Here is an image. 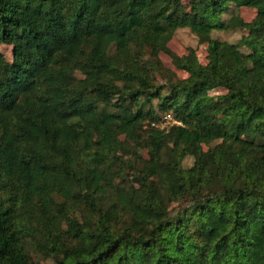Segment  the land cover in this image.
I'll list each match as a JSON object with an SVG mask.
<instances>
[{
    "label": "trees",
    "instance_id": "trees-1",
    "mask_svg": "<svg viewBox=\"0 0 264 264\" xmlns=\"http://www.w3.org/2000/svg\"><path fill=\"white\" fill-rule=\"evenodd\" d=\"M232 5L255 16L222 18ZM184 27L205 64L168 48ZM0 44V264H43L39 247L53 264H264V0H0ZM160 52L187 78L154 83ZM154 99L181 125L143 129Z\"/></svg>",
    "mask_w": 264,
    "mask_h": 264
},
{
    "label": "rangeland",
    "instance_id": "rangeland-1",
    "mask_svg": "<svg viewBox=\"0 0 264 264\" xmlns=\"http://www.w3.org/2000/svg\"><path fill=\"white\" fill-rule=\"evenodd\" d=\"M181 1L184 3L186 2V0H181ZM231 14H237L244 21H250L255 16V9L248 8V7L235 8L232 5L229 12H227L226 14H223L222 18L227 19L231 16ZM244 33L245 31L242 29H233L229 31L213 30L211 32V37L222 40V41H227L230 43H236ZM167 46L173 53L177 55L187 54L189 49H193L200 63L205 64L207 62V50H206L207 45L205 43L198 42V38L196 37V35L190 32L189 28L187 27L177 29L174 32L171 39L168 41ZM240 50L245 53L247 51L246 48L244 47H240ZM0 54L4 60L12 61L13 59L12 45L0 44ZM148 56L149 55L147 54L145 58L148 59ZM138 64H141V63L138 62ZM76 75L78 77H81V74L79 72H76ZM151 75L154 80L153 82L158 85L162 83H166L170 80L174 81V80H179V79H185L188 76V74L185 71L176 68L172 64L170 56L165 52H160L158 54V64H157V67L151 72ZM223 92L224 90L221 88H215V89L210 90L209 95L211 99L209 101H215L216 100L215 97L217 95L222 94ZM162 93L165 94L166 90H162ZM153 103L154 105L156 104V106H154V109L156 111V116H157L156 119H153L157 124V126H154V127H156L157 130L169 132L172 125L175 124V122L173 121H176L177 118L174 116L172 111L160 112L157 107V99H154ZM144 109L145 110L148 109V105H146ZM164 114H167L168 117L165 121H162L160 117ZM151 122L152 120H150L149 118H146L142 122L143 129L147 128L149 125L152 126ZM172 137L175 141H185L184 137L182 136L179 137V135L172 136L171 134L170 138ZM185 146H186V143L184 147ZM187 148L189 150L192 149L191 141L187 142ZM203 148L206 149L207 147L203 146ZM139 150L142 153V157L146 158L147 157L146 149L140 148ZM129 155L130 153L124 156V161L132 156V155L130 156ZM190 155L191 154L188 153V155L184 158L182 162L184 167H188L192 164L193 159L190 157ZM112 168L115 170V173L121 172V174L123 176H126L127 178L129 171L123 164H120V163L112 164ZM58 201H63V199L58 198ZM68 205L71 207L68 211L69 216L78 218L80 222L83 221L85 216L91 219L92 215L90 214V211L83 203L75 201L73 204H68ZM62 228L65 229L66 227L63 226ZM39 248L36 250L35 248H32V251L33 250L35 251L31 253V257L35 261H40L43 264H53L52 258L47 257L46 253H44V250L41 248L39 249Z\"/></svg>",
    "mask_w": 264,
    "mask_h": 264
},
{
    "label": "built area",
    "instance_id": "built-area-1",
    "mask_svg": "<svg viewBox=\"0 0 264 264\" xmlns=\"http://www.w3.org/2000/svg\"><path fill=\"white\" fill-rule=\"evenodd\" d=\"M167 117H168L167 114H164L160 118L162 119V121H165L167 119ZM173 122H175L174 125H181V122L180 121H177L176 120V121H173ZM151 124H152V126H157V124H156L155 121H152Z\"/></svg>",
    "mask_w": 264,
    "mask_h": 264
}]
</instances>
